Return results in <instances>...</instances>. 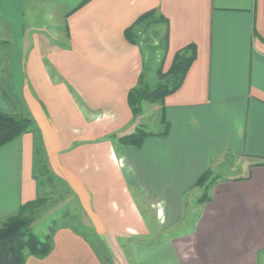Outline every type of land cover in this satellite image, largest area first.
<instances>
[{
	"label": "crops",
	"instance_id": "1",
	"mask_svg": "<svg viewBox=\"0 0 264 264\" xmlns=\"http://www.w3.org/2000/svg\"><path fill=\"white\" fill-rule=\"evenodd\" d=\"M81 3L49 14L47 0H0V34L20 50L0 57V110L38 127L0 146V222L41 197L37 143L84 213V229L51 228L50 252L25 264H104L98 243L115 264H264V0ZM152 10L169 65L195 58L154 110L163 130L117 148L99 130L136 123L128 93L147 57L125 31ZM228 162L241 173L185 219L201 175Z\"/></svg>",
	"mask_w": 264,
	"mask_h": 264
},
{
	"label": "rangeland",
	"instance_id": "2",
	"mask_svg": "<svg viewBox=\"0 0 264 264\" xmlns=\"http://www.w3.org/2000/svg\"><path fill=\"white\" fill-rule=\"evenodd\" d=\"M81 1L83 0H47L46 8L50 11L49 14L55 13V12L60 13L61 11L64 14L67 10H70L71 8L81 3ZM162 28L161 29L158 28L159 29L158 30L156 28V25L144 26L143 24H141L136 29L137 40H138L137 44L140 45V47L143 49V54L145 58L146 57L147 58L145 61L146 62L145 70L142 72L143 74L141 73V75L139 76L137 85H135L134 87L138 86V84L141 81L142 75H144L143 76L144 81L148 82L151 86H155L156 84L165 82L168 79L167 72L169 71V68L171 66L169 65V59L166 58L165 54L163 53V48L160 45L161 38L163 37ZM9 44H11L9 36L5 34H0V57L10 56L12 55L13 52H16L17 55L20 54L19 49L17 50L12 49L11 48L12 46H9ZM133 44H136V43H133ZM145 71H146V74L144 73ZM157 104L163 105V102H160V101L144 102L142 105L141 111L136 114L133 112L132 108L130 107L133 113V117L136 121L135 125L129 129H126L125 131L123 130L124 132L109 131L108 129L99 130L100 131L99 140L110 138L113 141L114 145L117 146V148L118 147L122 148L124 146L126 147L130 145H122L119 142V138L123 135L134 132L138 127H144V129L147 132L153 135L158 133L159 131H162L163 127L160 126L161 125L160 123L161 120L159 117L160 115L158 113V110L154 111L157 108V106H159ZM37 128L38 127L36 125V129ZM36 147L38 148L40 147V150L43 153L41 154V157L37 156L39 153ZM34 156H35L34 158L35 159L34 161L35 174L34 175H35V178L38 180L39 185L41 186V190H40L41 197H39L41 199V202H39V204L35 205L34 207L31 208L30 211H28V214H30L31 216L30 218L32 220V227H33L34 232L40 238L45 239L47 235L51 234V230H52L51 228H54L55 226L57 225L59 226L64 223H70V224L77 226L78 228L84 229V227H82V225L79 223V221L83 220V216H84V213L79 204V201H77L74 196L68 197L67 192H65V188H66L65 184L61 183L60 180L55 177L54 172L46 157L47 155H46L44 144H40V143L35 144ZM122 164L128 166L127 161L123 162ZM228 165H229V162L226 164H223L220 170L219 169H216L214 171L210 170V174L207 176V178L203 180L200 185H198L197 189H195V190H200L199 194L196 193V195L194 196L195 191H193L194 193H192V191L190 192L189 200L192 201L195 199V201L194 203H189L190 208H188L187 216H185V219L190 218L191 220H193L194 217L192 216L195 214L194 212L197 211L196 203L199 205L201 203L206 202L207 199L205 198L210 197L212 193V188L217 182H219L222 179H225L229 174L231 175L234 173L235 174L241 173L240 169L236 171L233 169L231 170ZM196 196H197V199H196ZM184 227H187V226H184ZM91 237L93 238V236ZM123 242H124L123 240L120 241V245H123L124 244ZM132 243H133V240L125 241V244L126 245L128 244V246H131ZM114 244L117 245V242L116 243L114 242ZM113 250L114 252H122V250L118 248V245L113 247ZM98 251L100 252V254L104 252V255H103L104 264H115L113 260H116V257L114 256L112 258L111 253L109 257L107 253H105V252H108V250L106 249L104 245L102 246L101 244L98 243Z\"/></svg>",
	"mask_w": 264,
	"mask_h": 264
},
{
	"label": "trees",
	"instance_id": "3",
	"mask_svg": "<svg viewBox=\"0 0 264 264\" xmlns=\"http://www.w3.org/2000/svg\"><path fill=\"white\" fill-rule=\"evenodd\" d=\"M161 21H165V19L157 16L155 10L149 11L126 29V36L130 42L137 44L136 29L138 26L141 24L144 26L157 25ZM166 42L167 37L165 36L164 43ZM194 58V48L190 53L187 50L178 52L167 72L168 79L155 86L145 82L143 79L144 75H142L138 86L132 88L128 95L129 105L133 112L135 114L139 113L144 102H163L168 94L176 91L181 86ZM34 131L36 132L37 130L32 117L21 113H9L0 110V146L9 143L26 132ZM150 134L144 127H138L134 132L121 136L119 142L122 145L141 147ZM36 148L39 153L37 156L41 157L43 153L40 147ZM209 174L210 170H207L201 175L197 184L200 185ZM205 199L209 200L210 197ZM39 202H41L40 198L23 204L19 213L0 222V264H25L28 254L41 257L50 252L52 234L47 235L45 239L40 238L34 232L31 216L28 214V211L39 204Z\"/></svg>",
	"mask_w": 264,
	"mask_h": 264
}]
</instances>
